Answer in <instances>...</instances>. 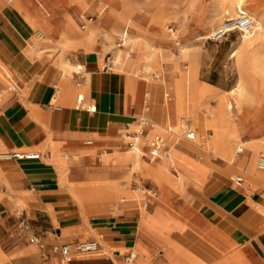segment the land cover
Returning a JSON list of instances; mask_svg holds the SVG:
<instances>
[{"label":"crops","instance_id":"crops-1","mask_svg":"<svg viewBox=\"0 0 264 264\" xmlns=\"http://www.w3.org/2000/svg\"><path fill=\"white\" fill-rule=\"evenodd\" d=\"M11 1H0V86L5 87L0 88V153L18 155L0 157V230L9 229L16 238L6 250L0 247V261L70 264L73 259L66 261L58 250L61 243L96 239L99 253L91 258L104 264H110V257L100 256L111 247L116 256L129 249L133 264H264V176L237 186L227 176L231 167L207 160L211 149L196 147L181 167L178 147L146 145L153 136L162 138L168 99L158 97L148 79L137 77L142 75L124 70L125 63L114 62L98 37L85 49L75 35L64 34L71 43L65 49L71 67L63 69L55 41L60 34L47 33L31 46L37 42L38 24ZM31 1L22 4L34 6ZM48 1L51 5L53 0ZM60 2L76 22L75 7ZM46 11L35 15L41 27L51 19ZM65 21L61 14L51 26L62 32ZM92 21L88 16L76 24L85 30ZM170 101L176 110L175 94ZM148 104L149 123L129 150L122 134L134 128L137 115L148 112ZM137 148L141 151L135 158ZM144 148L151 163L141 162ZM196 150L206 158L199 165L192 157ZM171 152L175 167L184 172L181 183L170 168L156 172ZM147 165L157 184L143 178L140 169ZM126 168L137 180L134 187L119 182L127 178ZM140 198L142 206L132 210ZM19 213L29 232L40 236L41 247L50 250L48 260L41 261L32 246L41 247L27 241L28 232L18 226Z\"/></svg>","mask_w":264,"mask_h":264},{"label":"rangeland","instance_id":"rangeland-1","mask_svg":"<svg viewBox=\"0 0 264 264\" xmlns=\"http://www.w3.org/2000/svg\"><path fill=\"white\" fill-rule=\"evenodd\" d=\"M16 1L22 6L23 10L27 11V15L36 20L38 24L37 30L41 29L43 24L40 19L36 18L35 15L37 13H43L47 10L46 13H49L51 16V19H48L44 23V26L51 23L52 20L59 15L63 14L65 17L68 13L60 0H53L51 5H49L48 0H32L31 3L34 2V6L30 7H28V5H23V0ZM63 1H66L75 7L77 13L74 16L77 24H80L81 20L88 16L93 18V21L88 25L93 26V32L89 39L79 38L77 34L69 31L66 27L64 31L58 32V34H60V38L58 39L66 42L64 46H60L57 43L60 50L58 60L59 65L65 63V49L71 47V43L64 34L75 35L76 39L79 40V44L83 45L85 49H88V44L93 43L95 38L98 37L97 41L108 47L109 50L107 51H109L108 55H110V51L113 52L115 45L118 48L126 46L125 43L118 45L121 43L120 39L121 36H123V30L125 29V38L128 39L130 37L129 40H132L133 42L141 40L142 45L144 43L151 44L155 53L153 58L146 60L143 58L142 53H138L137 46L135 49L136 44H133L134 48L128 50L129 54H124L121 59V63H125L122 68L143 76H137L139 78L148 79L149 83H152L157 93H159L158 97L160 96L163 101H165V99L171 100V98H173V86H175L176 82L179 81L178 79L181 78V83L179 85L186 91H189V93L191 91L193 93L200 91V96L196 101V104L198 105L197 109L199 115L206 120H212L216 117L213 108L218 104V101H220L222 93H225L227 89H230L235 85L239 75L244 76L247 81V88L250 92V99L244 102L240 111L233 107V115L234 122L237 124L240 122V114L242 113L244 115L246 129L240 130L239 132H232L229 130L227 134L230 138H232L233 135H237L240 139L250 140V137L252 136L254 139L252 138L251 140L253 141H264V63L257 64L253 61V50H255V48L250 42H242L240 40L239 30H232L220 36L212 34V32H215L221 26L226 17V14H224L222 10L223 7H228L230 2H233L234 0H134L137 7L134 10L135 13L133 12L131 17L127 14L119 13L124 10L127 0H116L113 8H106L103 11L100 6L93 5L96 0H78L77 2H73L72 0ZM13 4L16 5L15 3ZM244 8L248 11L251 10V12L256 10L258 14L264 17V0H245ZM69 9L72 11L73 7H70ZM100 11H102L101 16L97 15ZM143 14L147 17L145 18ZM127 18L130 19L128 28H126L128 24L125 23ZM113 22L115 23L113 24ZM77 29L79 30L78 33L84 31L78 25ZM206 35L207 37H205ZM123 53L124 52L122 51L121 56ZM175 55L177 56L175 57ZM65 65H68V67L71 66L69 63H66ZM161 86L166 90L165 95L161 92ZM0 88H2V86H0ZM2 89L5 90V87ZM151 106L152 105L150 104L148 112L144 111L141 115L144 114L145 117L147 116L150 118ZM135 118L137 119L138 115ZM182 118L185 120V123L178 129L177 133L174 134L176 147H178L181 142L188 144L194 143L195 141L202 142L207 138L211 139V137L214 136L212 127L210 125L198 124L192 114ZM132 126L137 127L135 122ZM194 127L198 130V134L195 133V138L192 140L185 138L184 130L187 128L193 129ZM163 130L164 129L161 127V131ZM223 134L224 129H220L218 136H222ZM217 144V139L213 138V141L211 140L210 142L209 149L213 148L215 151L210 150L211 156H209L207 160L227 164L232 168V170L227 173V176L230 174L242 175L244 178L242 185L245 186L246 182H250L251 180L245 178L243 172L234 165L244 156L246 159H250L251 153L245 150L241 153H235L236 148L235 144H233L231 153L234 157V162L231 164L228 163L223 151L221 152L218 150ZM143 152L145 153V156L141 157V162L151 163L149 162L151 159L150 151H148L147 148H144ZM171 154L172 152L167 157ZM200 156L201 159L199 158ZM258 156L259 153L254 155L253 164H255ZM192 157L198 161L206 160L205 155L197 150L192 153ZM155 161L156 157L153 158L152 163ZM144 168L140 169L141 173ZM129 171L130 169L126 168L125 175L127 178L125 181L119 182L128 187H134L137 180H131ZM170 171H172V168H170ZM183 174L184 172L181 171L178 183H181L184 179ZM191 175L195 180H199L194 174L191 173ZM121 179L120 177H117L116 180ZM141 203H143V199L140 198L139 205L133 204L131 206L132 210L138 211V207L142 206ZM22 205L23 204L19 205L20 209H22ZM15 238L16 236H14L12 232L10 233L9 229L2 228L0 230V247L6 250L15 242ZM25 243L28 244L26 241ZM32 247L41 261L49 259L51 252L46 244L41 248L35 246ZM115 248L116 247L109 248V252L107 254H102L100 257L108 255L110 258L106 261L110 264H112L110 259L113 258L127 263L124 261V258L129 254V249H122L121 254L116 256L112 252V249ZM98 251L99 248L90 253H83L76 250L72 251L73 253L71 252L69 254V257L73 259L70 264H104L105 260L101 261L91 258L93 255H96ZM160 253L161 251L156 252L155 256L159 257ZM59 262L60 264H66L64 261L61 262V260H59ZM130 262H132V260Z\"/></svg>","mask_w":264,"mask_h":264},{"label":"bare ground","instance_id":"bare-ground-1","mask_svg":"<svg viewBox=\"0 0 264 264\" xmlns=\"http://www.w3.org/2000/svg\"><path fill=\"white\" fill-rule=\"evenodd\" d=\"M72 1L73 2H77L78 0H72ZM115 2H116V0H96L93 3V5L100 6V8L103 11L106 8H109V9L113 8ZM116 6H117V4H116ZM244 6H245V0H234L233 2H230L229 6H228L229 8L228 7H223V9H222L223 13L226 14V17L224 18V21L231 20V19L234 18V16H237L239 14H246V15L249 16V18L252 21L251 26L249 28H244V29L239 30L240 31V40L242 42H250L252 44V46L255 48V50H253L254 51L253 61L255 63H257V64L258 63L259 64L260 63H264V17H262L260 14H258L256 12V10H253L252 12H251V10L250 11L246 10L244 8ZM136 7L137 6H136L134 0H127V2L125 3V6H124V10L119 12V13L127 14L128 16L131 17V15L133 14V12H134ZM120 8H122V7H120ZM102 11L97 13V15L101 16ZM107 13H108V11H107ZM139 15H140V13H139ZM108 17H109V15H108ZM146 17L147 16H145V18ZM112 18H114V17H112ZM112 18H111V20H112ZM65 19H67V21H65V23H66L65 27L69 31L77 34V36L79 38H86V39L90 38V36H91V34L93 32V26L92 25L88 26L87 29H85L81 33H78L79 30L77 29V24H76L75 20L72 18V16L69 13L66 14ZM224 21L222 22L221 26H225V25H223ZM129 22H130V19L127 18L125 20V23L128 24L126 28H128ZM114 23L115 22H113V24ZM134 24H135V22H134ZM136 28H137V26H136ZM140 28H141V26H140ZM56 32H60V31L55 30V28H53L51 26V23L47 24L46 26L41 27V29L36 31L35 42L36 41L37 42L34 43L31 46H35V44L37 45V43L39 41L38 39H43L44 37H46L47 33L48 34L50 33V36L53 37V36H55ZM125 33H126V31H123L124 43L126 44V46L123 47V48H118L115 45L114 48H113V52H112V57L111 58H112V60L114 62L121 61V59H122L124 54L128 55L129 54L128 50H132V48H134L133 44H136L135 45V49H136V46H137L138 53H142V56H143L144 59L150 60L151 58H153L155 51H154L153 46L151 44L144 43L142 45V41L141 40H136L135 42H133L132 40H129L130 37L128 39L125 38V36H126ZM214 33L215 32H212V34H214ZM205 37H207V35ZM55 41L60 46H64L65 43H66L65 41H63L61 39H56ZM140 50H141V52H140ZM122 51L124 53L121 56V52ZM185 55H186V53H185ZM176 56L177 55H175V57ZM173 57H174V55H173ZM65 59H66L65 63H62L61 67L63 69H69L71 66L68 67V65H65V64L69 63L71 65V62L68 60V57H66V56H65ZM191 60H193V59H191ZM188 61H190V60H188ZM175 69H177V68H175ZM178 80L177 81L179 83L176 82L175 86H173L174 87L175 99L177 101V108H176V110L175 109L173 110L171 101L167 100L168 111H169V119H168V121H167L165 126H161L162 129H164L162 131L163 132L162 138L160 139L157 136H153L150 140H146L147 141L146 145H154L156 147H159L160 144H162V142L163 143L165 142V143H167L166 144L167 147H169L171 150L176 148V145H175L176 141H175V138H174V136H175L174 134H176L178 129L181 126H183L184 123H185V120L182 117H185V116H188L189 114H192L193 118L196 120V122L198 124H200V125L204 124V125H207V126L210 125L212 127L213 131H214V136L211 137V139L207 138L206 140H204L202 142H200V141L196 142L195 141L194 143H189V144L185 143V142H181L180 145L178 146V154L175 155L176 158L179 160V164L181 165V167H183L182 162H184V158L187 157L188 159H190L188 157V153L190 151H193L196 147L209 149L210 142H211V140L213 141V138H214V139H217L218 150L221 151V152L223 151V153L225 154V156H226V158L228 160V163L233 164V162H234V157L232 156V153H231V149L233 147V144H235V148H236L235 153H238L240 148H241V152L243 150H245V151H248V152L251 153L250 159H246L245 156H244L242 159L238 160L237 164L234 165L235 167H237L238 169H240L243 172L245 178L250 179L251 181H254V180H256V178H254V175L264 176V169L257 168L256 167V162H255V164H253L254 155H256L257 153H259V155L260 154H264V141H261V140L253 141V140H251L253 138L252 136L250 137V140L249 139H245V140L240 139L237 135H233L232 138H230L229 135L227 134V132L229 130L232 131V132H237V131L239 132L240 130L246 129L244 115L242 113L240 114V122L238 124L236 122H234V115H233V107H235L236 109H238V111H240V109L242 108L244 102H246L248 99H250V92H249V90L247 88V81L244 78V76L239 75L237 80H236V82H235V85L233 87H231L230 89H227L225 93H222L220 101H218V104L216 106H214V108H213V112L215 113L216 117L213 118L212 120H206L204 117L199 115V111L197 109L198 105L196 104V101H197L198 97L200 96L199 95L200 91H198L197 93H193L191 91L189 93V91H186L184 88H182L179 85L181 83V78H179ZM2 82H4V81H2ZM77 94H81L83 96L82 92L77 93ZM77 94H76V96H77ZM171 119H173V120H171ZM149 127H150V125L147 128H149ZM134 128H136V127H134ZM220 129H224V134L222 136H218V133H219ZM192 130L196 134H198V130H197L196 127H194ZM185 131L186 130H184V133H185ZM194 138H195V135H194ZM145 139H147V137H145ZM134 149H132V150H134ZM211 150L215 151V149H213V148H211ZM140 151L141 150L139 148H137V150L135 151V155H134L135 158H137L139 156ZM0 155H1V153H0ZM165 161H167L168 164L165 165ZM165 161L159 162V167L156 169V172H161L163 169L165 171H167L169 168H172V171H170V173L172 175H174L175 178L179 179L180 176H181V171L177 167H175V164L173 162L174 159H173L172 154L169 157H167L165 159ZM194 163L196 165H199L202 162L198 161V160H194ZM187 168H189V167H187ZM142 175H143L144 179L147 178V179H150L152 183H156V184L158 183V182H156V179L154 178V176L153 177L151 176L152 175V170L150 169V166H148V165L145 166V168H144V170L142 172ZM240 198H242V197L240 196ZM234 203H235V201H234ZM98 253H99V251H98ZM133 263L134 262L132 260V262H129L127 264H133ZM0 264H9V263L0 261Z\"/></svg>","mask_w":264,"mask_h":264},{"label":"built area","instance_id":"built-area-1","mask_svg":"<svg viewBox=\"0 0 264 264\" xmlns=\"http://www.w3.org/2000/svg\"><path fill=\"white\" fill-rule=\"evenodd\" d=\"M10 2L11 0H7ZM91 18H89L90 20ZM251 19L249 18L248 15L246 14H239L235 16L233 19L225 21L223 25L225 26H220L214 33L215 36H220L224 33L230 32L232 30H241L244 28H249L251 26ZM84 27V25H82ZM122 44L124 42L123 38L120 39ZM79 81L76 82V85H79ZM83 100V96L81 94H77L76 96V102L78 104H81V101ZM87 110H94L93 105H87L86 106ZM149 121L144 117L143 115H139L138 118L136 119V128L133 129H128L126 128L122 134L123 139L126 140V145L128 149L132 150L137 146V143L139 141L140 136L143 134L144 128L148 125ZM127 126V125H126ZM194 131L193 130H186L184 133L185 138L187 139H194ZM86 142H90V140H87ZM241 152V148L239 150ZM17 156V153H1L0 157H8V156ZM256 167L257 168H264V154H260L257 157L256 160ZM228 179L237 186L242 185L243 178L239 174H230L228 176ZM18 218V226L21 227L22 229L26 230L28 232L27 234V241L31 244H35L37 246H42L43 243L41 241V238L39 235L29 232L31 229L29 228L27 221L25 217L21 216ZM99 247L98 242L95 239H89V240H84V241H79V242H63L58 246V250L60 253L63 255L64 259L66 261H69V253L71 250H76L79 252L83 253H90L95 251ZM132 257V254L129 252V254L125 257L127 261H129Z\"/></svg>","mask_w":264,"mask_h":264}]
</instances>
